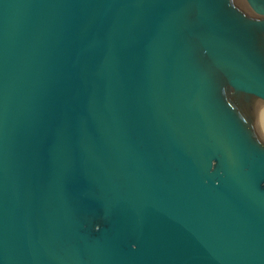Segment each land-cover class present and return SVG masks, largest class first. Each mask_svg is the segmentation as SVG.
I'll use <instances>...</instances> for the list:
<instances>
[{
  "label": "water",
  "instance_id": "water-1",
  "mask_svg": "<svg viewBox=\"0 0 264 264\" xmlns=\"http://www.w3.org/2000/svg\"><path fill=\"white\" fill-rule=\"evenodd\" d=\"M264 0H0V264H264Z\"/></svg>",
  "mask_w": 264,
  "mask_h": 264
},
{
  "label": "bare ground",
  "instance_id": "bare-ground-1",
  "mask_svg": "<svg viewBox=\"0 0 264 264\" xmlns=\"http://www.w3.org/2000/svg\"><path fill=\"white\" fill-rule=\"evenodd\" d=\"M260 123H261L263 130H264V109L261 112Z\"/></svg>",
  "mask_w": 264,
  "mask_h": 264
}]
</instances>
